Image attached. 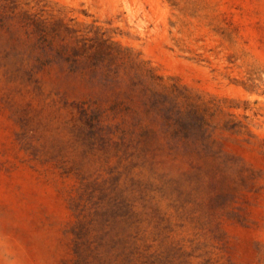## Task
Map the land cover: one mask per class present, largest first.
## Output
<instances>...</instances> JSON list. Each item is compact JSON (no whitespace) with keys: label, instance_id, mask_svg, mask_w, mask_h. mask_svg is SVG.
Segmentation results:
<instances>
[{"label":"rangeland","instance_id":"374dc122","mask_svg":"<svg viewBox=\"0 0 264 264\" xmlns=\"http://www.w3.org/2000/svg\"><path fill=\"white\" fill-rule=\"evenodd\" d=\"M0 264H264V0H0Z\"/></svg>","mask_w":264,"mask_h":264}]
</instances>
